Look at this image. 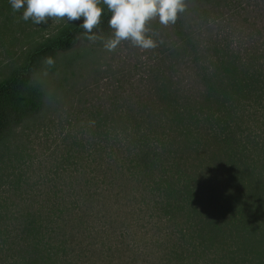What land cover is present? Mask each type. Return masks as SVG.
I'll return each instance as SVG.
<instances>
[{"label":"trees","instance_id":"obj_1","mask_svg":"<svg viewBox=\"0 0 264 264\" xmlns=\"http://www.w3.org/2000/svg\"><path fill=\"white\" fill-rule=\"evenodd\" d=\"M187 1L175 23L150 24L155 48H127L117 77L103 3L93 33L67 21L9 67L0 264H264V0H235L242 16L234 0ZM87 35L97 42L70 55Z\"/></svg>","mask_w":264,"mask_h":264},{"label":"clouds","instance_id":"obj_2","mask_svg":"<svg viewBox=\"0 0 264 264\" xmlns=\"http://www.w3.org/2000/svg\"><path fill=\"white\" fill-rule=\"evenodd\" d=\"M14 11L23 9L22 19H31L35 24H46L49 20L66 19L69 22H83L79 25L85 33H93L98 28L103 9L107 6L111 13L108 21L112 29L111 37L104 40V47L114 51L123 41L141 49L155 48L156 42L149 35L148 22L158 19L167 26L175 23L179 12L184 11V0H10ZM95 42L96 35H87ZM45 63L53 65L51 57Z\"/></svg>","mask_w":264,"mask_h":264},{"label":"rangeland","instance_id":"obj_3","mask_svg":"<svg viewBox=\"0 0 264 264\" xmlns=\"http://www.w3.org/2000/svg\"><path fill=\"white\" fill-rule=\"evenodd\" d=\"M190 0L186 2V6H189L190 3H188ZM219 2V1H218ZM238 4L239 6L243 5L244 2L241 1V3L229 2L228 6L226 8L233 9L236 13H238L240 16L243 15V11H241L238 7H233V5ZM215 11L222 12L224 7L222 3L218 4H211ZM234 11H231L234 14ZM23 15V9H21L19 12H16L13 10L12 5L10 3V0H4L3 3L0 1V80L8 73L9 67H14V64L16 65L19 62V59L23 52L28 48V45L35 40H40L43 37L50 36L56 30L62 26L64 23L67 22L66 19H58V20H49L46 24H35L31 19L25 21L22 19ZM218 23V27L222 29L224 32L226 27L229 25V27L235 28L236 23H230V18L228 16V13L224 14V16L221 17L220 20L214 19ZM154 20H151L148 22V27L150 31L153 29V27L150 26ZM160 27H156V31H160L163 27L162 24H160ZM236 36H231L230 40H234ZM107 38H104L100 41V45L104 46V40ZM97 42V40L95 41ZM93 41L85 40V39H79L77 47L70 53V55L76 54L79 57H82L81 54V46H89L91 44H95ZM132 44L128 41H123L116 49H118V58H115L114 61H109L108 65L110 66V73L112 72L114 77H117L123 70L120 69L117 62L120 60H124L126 56H131L132 52L129 51L132 49ZM128 48V49H127ZM100 66L102 69H106L104 67V60L100 61ZM110 76H103V79H99L98 81V87L104 88L105 83L108 81ZM102 90V89H100ZM49 142V140H47ZM47 144L46 140L44 139L42 134H38V136L34 139H31L30 153L33 157V168L36 169L37 167V161L42 160L47 151ZM6 151L2 152V156L0 157V169H14V142H11L7 144ZM38 169V168H37ZM6 171H2V175L6 173ZM12 185L10 180L1 181L0 180V201L7 202L9 206H11V202L13 201L12 196ZM134 264H140L138 260L135 261Z\"/></svg>","mask_w":264,"mask_h":264}]
</instances>
